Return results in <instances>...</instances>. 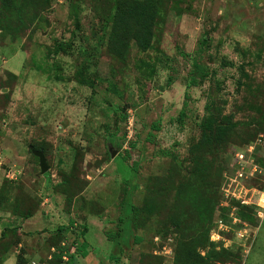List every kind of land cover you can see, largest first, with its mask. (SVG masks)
<instances>
[{"label":"rangeland","instance_id":"374dc122","mask_svg":"<svg viewBox=\"0 0 264 264\" xmlns=\"http://www.w3.org/2000/svg\"><path fill=\"white\" fill-rule=\"evenodd\" d=\"M253 164L264 0H0V264H264Z\"/></svg>","mask_w":264,"mask_h":264},{"label":"built area","instance_id":"2783aa9c","mask_svg":"<svg viewBox=\"0 0 264 264\" xmlns=\"http://www.w3.org/2000/svg\"><path fill=\"white\" fill-rule=\"evenodd\" d=\"M252 166L253 167H252L251 171L248 174L251 175L253 172L256 171V172H258V173H260L262 175L263 182H264V168H262L261 166H258L257 164H253ZM242 173L243 172L240 171L238 173V176H241ZM246 176H249V175H246ZM252 176H254V175H252ZM242 190H244V192L247 191V189H244V188L241 189V192H242ZM231 194H232V196H234V192H232ZM235 198L237 199L238 202H240V204L249 202L247 199L241 198L240 195H239V192L235 195ZM256 205L261 211H264V190L259 191L258 197H257V201H256Z\"/></svg>","mask_w":264,"mask_h":264},{"label":"water","instance_id":"95a60500","mask_svg":"<svg viewBox=\"0 0 264 264\" xmlns=\"http://www.w3.org/2000/svg\"><path fill=\"white\" fill-rule=\"evenodd\" d=\"M33 153H35L38 156L39 166H40L41 172L46 171L47 170V165H46L43 153L41 151H36V150H33Z\"/></svg>","mask_w":264,"mask_h":264},{"label":"trees","instance_id":"16d2710c","mask_svg":"<svg viewBox=\"0 0 264 264\" xmlns=\"http://www.w3.org/2000/svg\"><path fill=\"white\" fill-rule=\"evenodd\" d=\"M85 246H86V243L85 242H82L80 247H79V250H80V253L82 256H85L86 255V250H85Z\"/></svg>","mask_w":264,"mask_h":264},{"label":"crops","instance_id":"0c3cea01","mask_svg":"<svg viewBox=\"0 0 264 264\" xmlns=\"http://www.w3.org/2000/svg\"><path fill=\"white\" fill-rule=\"evenodd\" d=\"M7 264H11L10 262H8Z\"/></svg>","mask_w":264,"mask_h":264}]
</instances>
